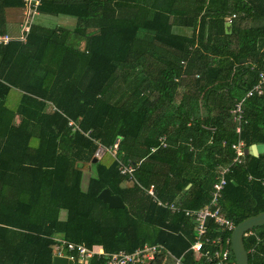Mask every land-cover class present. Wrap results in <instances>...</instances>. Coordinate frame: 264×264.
<instances>
[{
  "label": "trees",
  "instance_id": "16d2710c",
  "mask_svg": "<svg viewBox=\"0 0 264 264\" xmlns=\"http://www.w3.org/2000/svg\"><path fill=\"white\" fill-rule=\"evenodd\" d=\"M138 1L41 0L40 13L97 31L33 25L25 44L0 46V264H52L58 233L106 253L146 243L177 257L189 249V219L158 207L139 185L183 208L209 201L219 166L234 157L230 111L264 70V24L234 22L227 33L224 18H264V0H200L189 10L176 0ZM23 7L0 0V34L5 10ZM176 25L198 26V34H175ZM243 118L245 146L264 145V93L244 101ZM115 143L114 156L93 162L99 146ZM120 163L134 167V179ZM83 173L91 174L86 191ZM226 178L219 205L234 225L264 211V153L247 155ZM103 189L124 207L108 208L98 199ZM243 242L248 264H264V225ZM202 263L185 253L183 264Z\"/></svg>",
  "mask_w": 264,
  "mask_h": 264
},
{
  "label": "built area",
  "instance_id": "2783aa9c",
  "mask_svg": "<svg viewBox=\"0 0 264 264\" xmlns=\"http://www.w3.org/2000/svg\"><path fill=\"white\" fill-rule=\"evenodd\" d=\"M40 2L41 0H24L23 17L18 35L15 37L0 35V45H6L10 42L24 43L27 40L30 29L39 13ZM235 17V14H231L227 18V22L230 23ZM263 93L264 70L259 73L257 82L246 92L245 96L235 103L232 110L234 120L238 123L244 121V101L253 96H261ZM69 125H73V123L69 122ZM236 132L239 133V128ZM231 148L235 153L232 162L219 168L216 180L212 185L209 201L198 209L183 208L180 203L160 201L156 197L153 186L145 189V193L159 207L169 210L171 213H182L192 223L190 247L180 256H174L167 248L159 244H144L132 252L120 250L114 253H106L101 247L88 248L83 244L66 242L63 239H59L55 255L64 256L68 262H78L79 264H88L94 257L102 258L105 264H183L185 253L190 251L196 260L203 261L202 264H234L230 235L227 236V234H231L235 225L221 211L219 200L227 184L226 175L233 165L243 163L244 143L238 140L231 145ZM116 149V143L110 149L99 146L95 158H101L106 152L114 156ZM133 170V167L129 165L119 164V171L122 175L131 177Z\"/></svg>",
  "mask_w": 264,
  "mask_h": 264
},
{
  "label": "crops",
  "instance_id": "0c3cea01",
  "mask_svg": "<svg viewBox=\"0 0 264 264\" xmlns=\"http://www.w3.org/2000/svg\"><path fill=\"white\" fill-rule=\"evenodd\" d=\"M80 1V0H79ZM140 1L142 2V0H139L138 1V3H140ZM149 1V0H148ZM166 1H170V0H166ZM198 1H200V0H176V2H179L183 7H185V10H189L188 8H191V7H195V9H196V6H197V4H198ZM208 1L209 0H205V3H208ZM207 4H205V6H206ZM22 10H23V8L22 9H6L5 10V16H6V22H7V33H4V34H0V35H8V36H17L18 35V33H19V28H20V23H21V21H22V15H23V12H22ZM205 10H206V8L205 9H203L200 13H199V17H202L206 12H205ZM39 12V11H38ZM136 14H137V12H136ZM116 15H118V16H124V13H118V12H116L115 13V16ZM132 15H133V12H132ZM149 15H150V13H149ZM151 16V15H150ZM230 16V15H229ZM229 16H226L225 18H224V24H225V30H226V32L227 33H230L231 32V30H232V25H233V23L235 22V24L236 25H238V26H240V27H242V28H248V27H250V26H253V25H260V24H264V18L262 17V18H258V19H256V20H245V21H238L239 19L237 18V20H235L234 21V19L236 18H233V20L230 22V23H228L227 22V18L229 17ZM13 17H17V19H15V20H13ZM200 19V18H199ZM33 25H40V26H42V27H45V28H55V27H62V28H66V29H68V30H70V31H72L73 29H75L77 26H81L82 28L83 27H85L86 28V31H85V33H87V34H89V33H94V32H96L97 31V29H96V27H89L88 28V26L86 25V23L85 22H79L75 17H71V16H67V15H62V14H60V15H51V14H49V13H38V15H37V17L35 18V21H34V24ZM32 25V26H33ZM16 28H18V32L16 33ZM198 29H199V27L198 26H196L195 28H192V27H186V26H173V32L175 33V34H178V35H180V36H183V37H191V36H193V35H195V36H197V34H198ZM141 34H144V33H140V35ZM148 35H151V34H148ZM28 38V37H27ZM27 41V40H26ZM26 41L24 42V43H22V44H25L26 43ZM19 43H21V42H19ZM81 47L83 48V46H84V42L82 41L81 43ZM7 45V44H6ZM1 46V45H0ZM133 50L134 51H136L137 50V46H135V44H134V46H133ZM133 76L134 77H140L142 74H143V72H142V70L140 69V66L139 65H133ZM263 95V94H262ZM245 96V95H244ZM12 96H10V98H9V100H12ZM249 99V98H248ZM10 104H11V102H10ZM48 110L47 111H52L54 108H53V106H51V105H49L48 106V108H47ZM234 109V107L232 108V110ZM232 110L230 111V113H231V115H232V121H233V123L235 124V128H234V132H235V134L238 136V139H237V141L238 140H241L242 142H243V140L242 139H240V134H241V126L243 125V124H245V123H247V121L246 120H244V121H242V122H240V123H238V122H236L235 120H234V115H233V113H232ZM200 111H201V114H202V116H205L206 115V112H204V110L203 109H200ZM16 122L18 123V121H19V119H18V117H16ZM237 128H239V133H237L236 132V130H237ZM236 141V142H237ZM236 142H234V143H236ZM233 143V144H234ZM244 143V142H243ZM223 144H225V143H223ZM248 149V153L247 154H245L244 153V158H243V163L245 162V157L247 156V155H251V156H254V157H257V156H259V155H261V154H263L264 153V145L263 144H260V143H256V144H254V145H251L250 147H246L245 146V143H244V150H243V152L245 151V149ZM233 150V149H232ZM234 152V151H233ZM234 156H235V153H234ZM234 158V157H233ZM97 160V159H96ZM233 160V159H232ZM232 162V161H231ZM231 162H229V163H227V164H225V165H228V164H230ZM242 163V164H243ZM242 164H240V165H242ZM123 165H125V164H123ZM127 166V165H126ZM129 166H131V165H129ZM222 166H224V165H222ZM131 167H133V166H131ZM221 166H219V168H220ZM133 169H134V167H133ZM219 170V169H218ZM133 172H134V170H133ZM133 172H132V176L130 177V176H128L130 179H134V177H133ZM217 173H218V171H217ZM230 173V172H229ZM228 173V174H229ZM85 174H87V173H83V175H82V178H81V183H80V188H81V190L82 191H86V189H87V186H88V181H89V178H90V176H91V174L90 173H88V178H87V180H85ZM121 174V173H120ZM227 174V175H228ZM226 175V176H227ZM217 177V176H216ZM216 177H215V180H216ZM227 179V178H226ZM249 179H252V177L251 176H249ZM85 180V181H84ZM152 186V185H151ZM139 188L141 189V191H143L144 192V194L146 195V196H148L146 193H145V189H147V188H144V187H142V186H140L139 185ZM149 188V187H148ZM153 188H154V186H153ZM154 191H155V189H154ZM155 194H156V192H155ZM149 197V196H148ZM156 197L159 199V197L157 196V194H156ZM149 199L153 202V200L149 197ZM160 201H162L161 199H159ZM154 203V202H153ZM175 203H179V202H177V201H175ZM156 204V203H155ZM181 204V203H180ZM157 205V204H156ZM182 205V204H181ZM158 206V205H157ZM159 207V206H158ZM161 208V207H160ZM163 209V208H162ZM65 217H66V213L64 212V211H61V213H60V219H62V220H64L65 219ZM190 237H191V235H190ZM54 239H55V241L57 242V246H58V244H59V239H63V235L62 234H60V233H58V234H55L54 235ZM64 240V239H63ZM147 244V243H146ZM159 245H161V244H159ZM56 246V247H57ZM93 247H99V246H93ZM165 247V246H164ZM166 248V247H165ZM56 249V248H55ZM103 249V248H102ZM55 253H56V250H54L53 251V257L54 256H56L55 255ZM58 257H61V256H58ZM64 257V256H63ZM75 263H78V262H68L67 261V264H75ZM79 264V263H78Z\"/></svg>",
  "mask_w": 264,
  "mask_h": 264
},
{
  "label": "water",
  "instance_id": "95a60500",
  "mask_svg": "<svg viewBox=\"0 0 264 264\" xmlns=\"http://www.w3.org/2000/svg\"><path fill=\"white\" fill-rule=\"evenodd\" d=\"M245 154L248 153L246 148ZM96 162V158L93 159ZM98 199L105 203L110 209H122L124 204L118 195L111 194L108 189H103L98 194ZM264 225V211L256 215H252L235 225L230 234V247L234 264H248V253L244 247L243 237L253 228ZM52 264H67L65 257L54 256Z\"/></svg>",
  "mask_w": 264,
  "mask_h": 264
},
{
  "label": "rangeland",
  "instance_id": "374dc122",
  "mask_svg": "<svg viewBox=\"0 0 264 264\" xmlns=\"http://www.w3.org/2000/svg\"><path fill=\"white\" fill-rule=\"evenodd\" d=\"M15 19H17V17L15 18V17H13V20H15ZM18 32V28H16V33ZM86 176H85V180H87V178H88V173L87 174H85ZM84 180V181H85Z\"/></svg>",
  "mask_w": 264,
  "mask_h": 264
}]
</instances>
